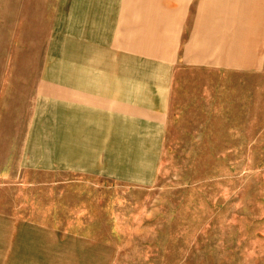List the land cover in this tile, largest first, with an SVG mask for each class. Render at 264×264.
Segmentation results:
<instances>
[{
	"label": "rangeland",
	"instance_id": "rangeland-1",
	"mask_svg": "<svg viewBox=\"0 0 264 264\" xmlns=\"http://www.w3.org/2000/svg\"><path fill=\"white\" fill-rule=\"evenodd\" d=\"M105 1L0 0V264H264V61L181 62L190 29L181 45L180 21L171 60L162 48L155 59L134 55L152 63L137 74L157 89V108L170 76L186 87L170 114L159 110L152 147L102 174L35 170L57 158L48 95L84 45L72 27ZM237 1L200 0L198 13L264 24V0ZM150 4L163 28L164 10L180 17L196 0Z\"/></svg>",
	"mask_w": 264,
	"mask_h": 264
},
{
	"label": "crops",
	"instance_id": "crops-1",
	"mask_svg": "<svg viewBox=\"0 0 264 264\" xmlns=\"http://www.w3.org/2000/svg\"><path fill=\"white\" fill-rule=\"evenodd\" d=\"M109 3L106 0L102 5H92L95 9H90L89 15H83L91 19L81 20L82 24L75 23L72 27L83 42L78 37H70L69 43L84 45L75 48V57H69L76 67H68L66 84L54 83L52 93L48 95V102L54 107L52 116L58 121L57 129L53 128L51 133V139L57 141L53 144L57 158L50 167H38L37 171L102 174V171L115 169L114 164L120 162L122 155H138L134 150L140 144L152 147L159 127V110H163L164 115L170 114L172 102L181 97L186 87L182 88V81L171 83L170 76L169 83L163 85V108H157V89L141 82L142 76L137 74L138 66L149 67L152 63L134 55L155 59L157 48H162L163 58L171 60L172 33L177 27V23L174 26L173 23L176 21H180L181 45L183 32L190 29L181 48V62L203 61L211 66L235 67L239 59L244 61L246 58L249 66L241 67L255 69L259 67L258 60L264 61V24L244 25L239 20H208L205 23L204 14L200 18L198 13L200 0H196L190 12L184 7L180 17H172L171 12L164 10L165 16H162L166 26L163 28L155 26L156 10L150 0H122L117 9ZM81 11L84 10L78 12ZM117 11H120L119 17L114 15ZM80 13L74 17H81ZM87 23L85 27H76ZM259 26L260 30L256 32ZM246 27L251 29L247 35L241 30ZM69 52L70 56V47ZM208 59L214 61L206 63ZM168 75H164L165 80ZM181 76L176 73L175 80Z\"/></svg>",
	"mask_w": 264,
	"mask_h": 264
}]
</instances>
